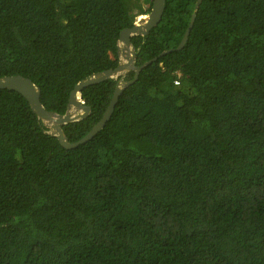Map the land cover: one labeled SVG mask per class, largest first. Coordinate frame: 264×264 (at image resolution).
<instances>
[{
    "label": "trees",
    "instance_id": "obj_1",
    "mask_svg": "<svg viewBox=\"0 0 264 264\" xmlns=\"http://www.w3.org/2000/svg\"><path fill=\"white\" fill-rule=\"evenodd\" d=\"M166 0L132 38L142 69L75 148L18 91L0 89V264H264V0ZM153 0H0V77L22 74L51 111L118 65L123 28ZM171 51L162 54L166 50ZM87 86L101 119L117 82ZM179 80V83H175Z\"/></svg>",
    "mask_w": 264,
    "mask_h": 264
},
{
    "label": "water",
    "instance_id": "obj_2",
    "mask_svg": "<svg viewBox=\"0 0 264 264\" xmlns=\"http://www.w3.org/2000/svg\"><path fill=\"white\" fill-rule=\"evenodd\" d=\"M202 3V0H197L195 11L192 14L186 32L176 49H182L188 41L190 32L193 28L197 11ZM166 0H153L152 8L149 12H144L138 15L131 26L125 27L120 32L118 40V65L114 68L101 70L80 80L70 93L67 110L60 114L55 111L48 110L41 100V88L29 77L22 74L5 75L0 77V89H12L21 93L30 103L32 110L50 129L49 132L56 136L62 146L68 149L75 148L83 143L91 140L108 122L115 109L116 103L123 90L131 83L136 81L140 72L144 67L151 64L158 57L152 58L141 65H137V49L132 38L138 35H146L153 27H155L162 19ZM170 50L164 51L162 54ZM129 71H135L134 77L131 80L125 81L122 77L116 84L115 92L104 111L101 119L91 128V130L81 139L71 142L63 128L65 124L81 120L91 114L92 108L86 104L82 96V91L90 85L97 84L106 79L118 78L120 75L126 74Z\"/></svg>",
    "mask_w": 264,
    "mask_h": 264
},
{
    "label": "built area",
    "instance_id": "obj_3",
    "mask_svg": "<svg viewBox=\"0 0 264 264\" xmlns=\"http://www.w3.org/2000/svg\"><path fill=\"white\" fill-rule=\"evenodd\" d=\"M175 83H179V80H175Z\"/></svg>",
    "mask_w": 264,
    "mask_h": 264
}]
</instances>
